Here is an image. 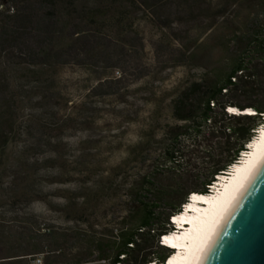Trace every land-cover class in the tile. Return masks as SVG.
<instances>
[{
  "label": "rangeland",
  "instance_id": "1",
  "mask_svg": "<svg viewBox=\"0 0 264 264\" xmlns=\"http://www.w3.org/2000/svg\"><path fill=\"white\" fill-rule=\"evenodd\" d=\"M192 1L171 5L165 28L136 12L119 43L105 40L108 60L42 66L30 50L0 49V100L14 106L2 119L0 256L39 250L22 264H75L97 256L94 242L114 239L143 177L165 164L172 101L192 82L224 79L238 36L264 15V0Z\"/></svg>",
  "mask_w": 264,
  "mask_h": 264
},
{
  "label": "trees",
  "instance_id": "2",
  "mask_svg": "<svg viewBox=\"0 0 264 264\" xmlns=\"http://www.w3.org/2000/svg\"><path fill=\"white\" fill-rule=\"evenodd\" d=\"M17 2L27 7L16 6L10 14ZM176 3L180 7L187 0H0V20L8 19L0 26V49L21 54L30 50L34 63L42 66L86 65L102 54L108 60L112 45L105 40L119 43L134 26L136 12L149 13L161 28L170 27L172 14L167 12ZM193 3L188 2L189 7ZM236 45L238 57L224 79L192 82L172 101L177 123L169 125L163 137L165 164L155 163L143 177L135 207L114 239L94 242L97 256L75 264H171L173 251L161 244V237L175 230L172 217L182 212L194 192L208 194L264 125V15L252 20ZM0 101L1 147L9 126V120L2 119L12 115L14 106L7 97ZM230 106L251 108L253 113L233 114ZM4 231L0 228V241ZM37 253L0 256V264H22Z\"/></svg>",
  "mask_w": 264,
  "mask_h": 264
},
{
  "label": "water",
  "instance_id": "3",
  "mask_svg": "<svg viewBox=\"0 0 264 264\" xmlns=\"http://www.w3.org/2000/svg\"><path fill=\"white\" fill-rule=\"evenodd\" d=\"M198 264H264V154L230 200Z\"/></svg>",
  "mask_w": 264,
  "mask_h": 264
},
{
  "label": "bare ground",
  "instance_id": "4",
  "mask_svg": "<svg viewBox=\"0 0 264 264\" xmlns=\"http://www.w3.org/2000/svg\"><path fill=\"white\" fill-rule=\"evenodd\" d=\"M247 110V111H246ZM229 107L233 114L253 113ZM264 154V126L249 145L243 158L225 175H220L208 194L194 193L184 210L173 216L177 230L164 236L163 243L175 249L171 264H198L201 253L215 225L247 175ZM150 264H158L150 262Z\"/></svg>",
  "mask_w": 264,
  "mask_h": 264
}]
</instances>
